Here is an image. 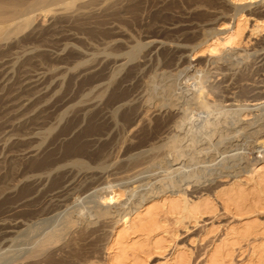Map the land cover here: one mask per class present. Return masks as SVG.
Wrapping results in <instances>:
<instances>
[{"label": "bare ground", "instance_id": "obj_1", "mask_svg": "<svg viewBox=\"0 0 264 264\" xmlns=\"http://www.w3.org/2000/svg\"><path fill=\"white\" fill-rule=\"evenodd\" d=\"M166 1L167 0H165V2ZM172 1H170L169 3L166 2V6L170 7L172 5L171 7H174V3H172ZM182 1L183 0H181V2ZM184 1L188 3V8L186 7V5L185 7L187 10L184 12L185 15L178 16V18L181 19L182 22L185 21L190 22L192 24L191 21H198L197 23L206 22L217 25L220 24L221 27L223 26L222 30H216L215 32L213 31L210 38H204L205 40L202 39L203 41L200 44H205V49H207L211 54L219 52L215 58L218 59L217 70H219L220 74L224 76V71L227 70L229 67H233V77L237 81H235L236 86L240 90H242H239V92H243L241 97H243L244 94L245 98H243V100H241V97V99L238 98L239 95L237 97L238 100L237 98L235 99V96L232 97L231 100H236L237 102H239V104L229 103L232 107L235 105V108L237 109H231V111L230 109L225 108L227 111L230 110L229 112L231 114H229V112L225 110L226 113L229 115H232V113L235 112L237 113L236 118H233V115L235 117L236 114L232 115L233 119L229 117V120L230 118L233 120H231L230 122L236 125L235 123L241 122V116L251 115V113L245 114L247 108L251 111L254 109V116L252 120L249 118L250 120H248L243 126L238 123V127L241 126L244 130L245 128L248 129V133L245 132L246 134H248L246 135L248 136V139L249 136L253 138L252 141L250 140L251 145L248 143L250 145L251 153L246 152L248 154L247 156L244 155L245 157L242 156L240 159H235V163H231L232 165L228 164L227 166H223L224 163H222V160L221 163L223 165L221 164L222 166L220 168L218 167V169L212 173V176L209 177L208 175V178L206 175L207 178L204 177L205 179L203 180L202 175L205 174H189L187 171L184 170L186 168V161H188L189 159L193 161L192 159H196V157L199 158L200 156L201 158L202 154H208L211 149L206 152L207 146L213 145V143L210 144L209 140H207L209 144H206L207 146L205 145L206 147H203L204 144L201 143L203 145H200V142L198 143V140L196 141L195 136L193 138L191 137L193 135H188V130H186V128L184 127L187 119V112L191 109L190 104H194L197 109L206 112V114H210V112H213L211 111L212 109H210V107L218 106L214 105V103L213 105H211L212 102L210 104L208 100H206V90H208V87L205 86L206 89L204 88V82L207 80L208 77L204 75V73L203 75L201 74L199 76L192 74V77H194L193 81L195 85L193 87H195L196 90L195 93H193L194 95H192V98L190 97L193 100V103L187 101L186 99V101L182 100L183 102L179 103V106H177L180 100L178 96H176V93L174 91V82L171 84L169 83L168 85H164L162 90L160 89V86L159 90L161 91V93L159 92L160 94H158V96H155V98H153V96H148L147 99L145 97V100L143 102L140 100L141 103L137 102V100L139 99L136 100V98L130 95V86H126L128 88L127 89L119 86V84H115L116 86L112 87L107 98L105 97L104 100L103 97L107 95L108 90L106 88H99L98 86H96L98 88L92 89V91L90 90V93H88L87 96L89 100L86 101L87 103H85V105L77 104L76 109L72 113V117L70 119L67 118V121L61 126V128H59L60 130L57 133H53V124H45L47 116L45 113L47 112L48 114V111L44 109L46 111L45 112L42 109V129L40 130L41 132H38L35 137V146L30 147V145V148H28L27 146V149L25 148L21 151L26 154H32L33 156L37 152V149L42 145V156H33V159L31 157L32 160L29 165L31 166L30 170L32 171L30 173L29 171H27L28 173L24 177L21 175L22 178H18L17 180L14 179L16 181H12L14 182L13 184H11L12 182L10 180L11 177H13L10 175H13V173L9 175L10 184L7 183V180L9 178L8 174L0 173V196L2 197L0 198L3 199L4 197L5 203H3L6 204L18 201V204H14L15 206H11L9 209H7V212H5V217L0 218V245L2 243L7 242L8 240H11L14 234L16 235V233H20L27 227L30 228V226H32V223L34 222V218H37L44 222V224L42 225V229L39 230V236L37 235L38 237H35L38 239H34L35 241L33 242V246H31L32 248L29 251L27 250L28 252L26 251L27 253L23 257L19 258L20 262L17 261L13 264H25L24 260L29 259L33 261L36 259H42V264H146L147 260L151 258V255H163L167 251L168 247H170L168 256L165 258V261L161 264H264V218L263 220L259 218V214H262L264 217V163L261 165L258 164L260 162V159L264 161V78L260 77L261 79H259V81H256L257 83L252 80L253 82H255V84L251 83L252 87L249 86L250 84L246 86V83L243 84V82H238L247 79L246 75L252 72H245L248 66L249 68L255 66V69L259 70L258 74L262 76L260 74L262 73V71L260 72V70H263L264 72V55H261L262 52L260 54V50L251 51L252 53H247L244 50V52L241 53L235 49L236 46L242 43L244 29H246V22L248 21L246 15L244 14L246 11L248 15L255 16L254 28H256V30H262L264 28V23L261 22L264 18V3L262 5L252 7V1H249V3L245 4L244 0ZM159 2L160 1H158V3ZM177 2L175 4H177ZM237 2L244 3V5H238ZM139 3L140 0H0V54L6 53V49H4L3 47L9 42V40L17 36L18 33H20L22 30L31 25L33 19L36 17V13L34 12V14L32 13V11L40 9L41 7L43 8V6L46 7L48 4H56L57 6L55 8H48V6L47 9L44 8V15L45 13L55 14L57 15L58 19L65 21V23H72L71 26H75L78 29H82V31L87 30L86 33L89 31L91 36H96L110 33V27L109 29H107V23L104 22L105 20L103 21L100 18L104 17L105 19V17L107 18V16H109L116 19L119 17V9L122 8L126 10L129 9L128 11H132L133 13L135 12L137 5L142 4V2L140 4ZM154 5L156 10L157 4ZM42 8L41 11L43 10ZM176 9L174 11H176ZM170 12L172 11L170 10ZM120 15H122V13ZM159 15H161V13ZM171 17H173L172 14L169 18ZM174 17L176 18V16ZM175 18L172 20H175ZM165 19H167V17H164V20ZM108 20L111 21L112 19ZM116 21L119 20L116 19ZM95 23L96 27L93 26V24ZM103 24H105L106 26ZM101 25H103L104 27H101ZM180 28H182V26ZM209 30L211 29H208L206 32H208ZM202 32H204V30ZM89 33L87 34L89 35ZM195 34L193 35L195 36ZM103 35L102 37H104ZM168 36L169 35H167V37ZM159 47L161 48L162 46ZM133 48L135 52V50L139 48V45ZM259 48L260 47H258L257 49ZM183 50L184 49H181V51ZM105 51H108V49ZM101 52L103 53V51ZM134 52L129 53L128 57L131 58L133 56H136L137 54L135 55L136 52ZM110 55L111 53L108 56ZM116 56L118 55L116 54ZM175 58L177 60V57ZM168 59H165L166 62L168 61ZM111 60H109V62ZM141 60L142 58L140 59V61ZM170 60L172 59L170 58ZM209 60L211 61V59ZM138 61L137 63H139ZM117 62L119 63V59L116 60V62H114L113 64ZM169 62H167L168 65H171L169 64ZM132 65L135 67L134 64ZM203 65H205V63ZM129 69H126L127 72ZM136 72H138V70ZM169 73L170 72H168V74ZM126 74L128 75L129 73ZM108 75L111 76V73ZM108 75L106 79L110 77ZM227 75L229 74H226V76ZM112 77L113 75L110 78ZM119 77L122 78L121 76ZM118 82L120 83V80ZM232 84L234 85V83ZM154 85L155 87L157 86L156 83ZM99 86H101V84ZM140 88L142 89V87ZM213 89L214 87H211L210 91ZM217 89L218 86L216 88V91ZM237 91H235V93H237ZM137 93L138 92H136V95H138ZM248 101H250L251 103H242ZM80 102L83 101L81 100ZM222 113L217 114V116L222 115ZM225 115L226 114L223 113V116L225 118L223 120H226L227 115L226 117ZM203 116L205 115L203 114ZM212 116V118L209 116L207 118H211L214 120H209L205 118L204 123V125H206L208 129H212L211 131H215L216 129H218L220 123L223 126L222 122H224V124L227 121L229 122V120H220L219 116L218 118H214V115ZM217 116L215 115V117ZM82 118L85 120L84 126H81V129L74 131L71 135L68 136V134L73 130V128L75 129L80 124ZM189 119L190 118H188V120ZM51 121L52 120H50V122ZM201 121L204 122V120ZM201 124L203 125V123ZM229 125L227 127H229ZM231 127H233V125H231ZM201 129L202 128H200V130ZM228 129L230 130V128ZM231 129L233 130V128ZM196 130L198 129L196 128ZM219 130L221 129L219 128ZM237 131H239L240 133L242 129L241 131ZM207 132L209 131L207 130ZM233 132L234 131H232L231 133ZM214 133L215 132H213V134ZM219 133L221 132L219 131ZM222 133H224V131H222ZM228 133L229 134H226L225 131L226 138L228 135H230V132ZM234 136H237L236 133ZM230 137L227 138V140L229 139L228 141H231ZM223 138L225 140V137ZM20 140L17 141H20L21 143L25 142L24 139ZM217 140L216 141L218 143L220 140ZM196 142L198 144H196ZM11 145L12 146H9L10 151H7L10 152V154L12 151L11 148L17 146L19 147L18 144ZM213 146L217 147L215 144ZM215 147L212 148V154L215 151ZM237 152H235L234 154L232 153L231 155L234 156ZM257 152H260L261 154L257 156L254 155V153ZM238 153L243 154L244 152ZM239 154L236 155L240 157ZM210 156L206 157H208L210 160L214 159L215 161L216 158L212 156L210 158ZM226 157L228 156L226 155ZM224 159L226 160V158ZM231 160L234 159L231 157ZM191 161L189 163L192 164ZM214 161H212V164ZM3 162L4 161L0 160V168L3 165ZM209 162H207L208 164L206 165H209ZM13 163L15 164V162ZM217 163L220 162H218L217 160L216 164ZM197 164L199 165L200 163ZM192 165L194 167L196 166L195 163ZM198 165L196 166L197 170ZM249 165H253V167L251 168L249 167ZM202 167H205V164ZM189 168L187 166V169ZM201 168H199V170ZM193 169L195 170L196 168ZM204 169L205 168H202V170L206 172ZM197 170V173L200 172ZM208 170H210V168ZM207 173L210 174V172ZM14 177H16L15 174ZM228 177L231 182L227 188H219L212 192L213 189L219 186V178L224 179ZM41 189L42 194L40 195H42V197H38L40 199L42 198V207H37L38 209L32 208L30 206V208H21L24 204L21 206L20 203L31 200L34 194L33 192H39ZM84 194L85 198L88 197V201L86 202L87 204H84V211L81 213H78V211L77 213H72L74 212L72 210V212H68L69 210L67 208L71 207V205L75 204L76 202L78 203V201L83 198L82 196ZM38 197L36 198L38 199ZM37 199H35L34 197L35 201ZM36 202H33V204ZM2 205H0V207ZM66 209L68 210L66 211L67 213L65 212ZM4 211H6V209ZM37 211L38 213H36ZM18 214H22L26 219L18 217ZM224 214L229 215L230 220H228L222 226L220 232L221 234L216 233L215 235L208 237L210 236L209 234L213 230L207 228V225L204 224V218L208 216L217 218ZM17 217L20 219H18ZM190 224L192 227L196 226V224H200L198 231V244L195 247V251L194 249L187 247L186 244L180 245L176 241V237L178 236L176 233L177 228L179 226H183L185 229L188 230L190 228ZM77 235L79 237L80 235H86L85 238L88 240L86 241L89 243L90 248H87L85 251H79V245L78 249L73 248V250L71 242L75 241V238L72 241L71 239ZM77 239L78 238H76V240ZM97 242H104L103 246L106 250V256L101 262L99 260L93 259V256L95 255L96 257V255L98 254H93L95 253V250H97V244L95 245V243ZM56 243H58V246L55 248ZM88 243H86L87 246H89ZM72 245L75 247L73 243ZM76 250H78L79 252ZM80 250H82V248H80ZM245 252L247 253L245 258L240 259V256H242ZM235 253L236 256H239L238 259H236V256L234 255ZM102 256L104 257V255ZM5 259H0V264H6Z\"/></svg>", "mask_w": 264, "mask_h": 264}, {"label": "rangeland", "instance_id": "obj_2", "mask_svg": "<svg viewBox=\"0 0 264 264\" xmlns=\"http://www.w3.org/2000/svg\"><path fill=\"white\" fill-rule=\"evenodd\" d=\"M149 1H150V3H149ZM149 1L148 0H140V3L142 2V4L139 3L140 5H137L136 10L133 13H132V11H128L129 9H127V10L123 9V8L119 9V12H120L119 15H118L119 17L116 18L119 21H116L115 18H112V17H109V16H107V18L110 19V20L112 19L111 21H109L106 17H105V19H104V17L100 18L103 21L105 20L104 22L107 23V26L105 24H103L106 27H108L107 29H109V27H110V29H109L110 33H107V34H104V35L102 34L104 37H102V35H96V36L92 35L91 36L89 31L87 32V33H89V35H88L86 33L87 30L82 31V29H78L75 26H71L72 23H69V22L65 23V21H62L61 19H58L57 15H55V14H50V13L46 14L45 13V15H44V11H45V9H47V6H48V8H55L57 6L56 4H48L46 7L45 6H43V8L41 7L43 9L42 10L43 12L41 11V8L32 11V13H34V12L36 13V14L34 13L36 17L33 19L31 25L29 27L25 28L24 30H22L20 33H18L17 36H15L11 40H9V42L3 47L4 49H6V53L0 54V160L4 161V162L2 163L3 165L0 168V173L1 174H3V173L4 174H8L9 178L7 180V183L10 184V181H9L10 176L14 177V174H15L16 177H14V178L11 177V179H10L11 182L12 181L15 182L18 178H22V176L24 177L25 175H27V173H28L27 171H29V173H30L32 170H30L31 166L29 165V163H31V160L33 159V156L34 157H41L42 156V145L37 149V152L33 156H32V154H26V153L21 152L27 146H28V148L35 146V139H36L35 137H36L38 132H41L40 130L42 129V109L43 110L44 109L47 110L48 114L44 110L46 112L45 114L47 116L49 115L48 117L46 116L45 124L46 123H47L46 125L53 124V126H54L53 133H57L60 130L59 128H61V126L67 121V118L70 119L72 117V115H73L72 113L76 109L77 104L85 105V103H87L86 101L89 100L87 95H88V93H90V90L92 91V89H96L98 87L99 88L103 87V88H106L108 90L107 91V95H105L103 97V100H104L105 97L107 98V96H108L109 92L111 91L112 87H115L117 84H119V86H121L123 88H127V87L130 86L129 87L130 95L132 97L136 98V100L139 99V100H137V102L141 103V101L143 102L145 100V97L147 99L148 96H153V98H155V96H158V94L161 93V91L159 90L160 86H161L160 89L162 90L164 85H168L169 83L171 84V83L174 82L175 83V87H174L175 90L174 91L176 93V96H178V98L180 100L178 102V105H177V106H179V103H182L183 101H186V99H187V101L193 103V100L191 98H192V95H194L193 93H195L196 90H195V87H193L195 85H194V81H193L194 77H192V74H194L196 76L197 75L199 76L201 74L203 75V73H204V75H206L208 77L207 80L204 82V88H205V86L208 87V90H206L207 94L205 93L207 95V96L205 95L206 96V100H208V102L210 104L212 102L211 105H213V103H214V105H218L217 107H215V106L214 107L213 106L210 107V109H212L211 111H213V112L217 111L218 112L221 109L218 113L217 112L216 113L217 114H221L222 111H223V113L227 115V117L225 115L226 120H229V117L232 118L233 114H236L235 117L233 115V118L237 117V113L236 112L232 113V115H229V114H231L229 112L231 109H237V108H235V105L232 107L230 104L231 103L232 104H239V102H237L236 100L234 101V100H231V99H232L233 96H235V99H236L238 97V95H239L238 98H240L242 96L243 92H239L240 89L236 86V82L237 81L233 77L234 76L233 75V72H234L233 67H229L227 70H225L224 71V73H225L224 76L222 74H220L219 70H217V60L218 59L215 58L219 52H215V54L214 53L211 54L207 49H205V44H200L206 38L207 39L210 38V36L213 33V31L215 32L216 30H222L223 26L221 27L220 24L217 25V24L206 23V22L197 23L198 21L197 22L191 21L193 25L190 22H185L184 20H183L184 22H182L181 19L178 18V16L185 15L184 12L187 10L186 7L188 8V3L186 1H184V0L182 1L184 3H182L181 0L180 1L178 0V2H177V0H173V1L172 0H167L166 1L167 3L172 1V3H174L173 6L175 8L171 7L172 5L170 7L166 6L167 3L165 2V0H157V2H156V0H153V1L149 0ZM158 1H160V2L158 3ZM175 1L177 2L178 5L175 4L176 3ZM244 1H245V4L249 3V1H252L253 2L252 7L258 6V5H262L264 3V0H244ZM185 2H186V4H185ZM241 2H237L238 5H244V3H241ZM152 3H153V5H152ZM145 4H147V5H145ZM150 4H151V6H150ZM154 4H157L156 5V10H155V5ZM179 4H180V6H179ZM151 7H152V9H151ZM166 7H167V9H166ZM124 8H126V7H124ZM169 8H171V9H169ZM175 9H176L177 12L174 11ZM153 10H154V12H153ZM170 10L172 12H170ZM164 11L167 12L168 14L165 13ZM159 12L161 13V15H159L160 14ZM39 13H41V14H39ZM121 13H122V15H120ZM154 13L156 15H159L160 17L156 16ZM169 13H170V15H169ZM173 13H175V14H173ZM171 14H172L173 17L169 18L171 16ZM244 14L246 15V17L248 19V21L246 22V29H244V33H243V37H242V43L238 45L239 47L236 46L235 49L237 51L241 52V53H243L244 50L247 53H252L251 51H255V50L259 51L260 50L259 51L260 54L262 52L261 55H264L263 54L264 53V49H263L264 48V45H263L264 44L263 43L264 42V28L262 30H259V29L256 30V28H254L255 27L254 26L255 25L254 24L255 23V20H254L255 16L248 15L247 11ZM54 16H56V17H54ZM174 16H176V18ZM164 17H167V19L164 20ZM131 18H132V20H131ZM174 18H175L176 22H175V20H172ZM170 19H171V21H170ZM119 22H120V24H119ZM177 22H179V23H177ZM180 22H182V23H180ZM261 22L264 23V18H263V20ZM110 23H111V25H110ZM116 24H118V25H116ZM64 25L65 26L67 25L69 27H67V26L65 27ZM103 25H101V27H104ZM93 26L96 27V23L93 24ZM181 26H182V28H180ZM193 26H195V27H193ZM73 27H75V28H73ZM168 27H169V29H168ZM197 27H198V29H197ZM188 28H189V30H188ZM207 28L211 29V30L206 32L208 30ZM166 29H168L169 31L171 30L172 32L171 31L170 32L172 34ZM185 29H187V30H185ZM165 30H166V32H165ZM178 30H180V31H178ZM203 30H204L205 34H204V32H202ZM81 31H82V33H81ZM185 31L189 32V33H186ZM210 31H211V33H210ZM178 32H179V34H178ZM194 32L195 33L197 32L198 34L197 33L195 34ZM190 33H191V36L193 34H195V36L193 35L191 37ZM42 34H44V35H42ZM167 35H169V36L167 37ZM170 35H171V37H170ZM198 35H200V36H198ZM203 36H205V37H203ZM113 37L114 38L116 37V38L114 39ZM165 37H166V39H165ZM150 39H152L153 41L150 40ZM161 40H163V41H161ZM168 40H169L170 43L168 42ZM18 42H19V44H18ZM156 42L159 43V44H157ZM137 45H139V48L135 50V52H136L135 53L133 47H135ZM159 46H162V47L160 48ZM7 47H9V48H7ZM165 47L168 48V49H166ZM258 47H260V48L257 49ZM180 48L184 49L183 50L184 52L181 51ZM107 49H108V51H105ZM101 51H103V53ZM173 51H174V53H173ZM104 52L106 53V55H105ZM107 52H108V54H107ZM112 52H113V54H112ZM131 52H134L135 55L136 54L137 55L133 56L131 58L128 57V54L131 53ZM110 53H111V55L108 56ZM171 53H173V54H171ZM116 54L118 56H116ZM165 54H167V55H165ZM1 55H2V57H1ZM138 56L142 58L141 61H143V62L140 61L141 58H139ZM144 56H145L146 59L144 58ZM183 56H185V57H183ZM175 57H177V60H176ZM133 58H134V60H133ZM154 58H155V63H154ZM170 58L172 60H170ZM111 59H113L114 61L111 60ZM118 59H119V63L117 62L118 64L117 63L113 64ZM143 59H145V60H143ZM165 59L166 60L168 59L167 62H169V60H170L169 64H171V65H168V63L166 62ZM209 59H211V61ZM109 60L112 61V62L110 61L112 64L109 62ZM137 61L139 63H137ZM160 62H161L162 66L160 65ZM162 63L164 64V66H163ZM204 63H205V65H203ZM132 64H134L135 67ZM137 64H139V65H137ZM108 65H109V67H108ZM136 66H137L138 69L136 68ZM159 66H160V68H159ZM144 67H145V69H144ZM168 67H170V68H168ZM125 68L126 69L130 68V69L127 72V70ZM255 68H256L255 66L252 67V68H249V66H248V68L245 70V72H247V73L250 72V71H252V72H250V74L248 73L249 75L248 74L246 75L247 79H244V80L238 81V82L239 83L243 82V84L246 83L245 84L246 86H248V84H250L249 86H251V83L255 84L256 81H259V79H261L260 77L264 78L263 77L264 76L263 70H260V72L262 71V73H260L262 76H260L258 74L259 70L255 69ZM107 70H109V71H107ZM137 70H138V72H136ZM124 72L129 73V74L127 75ZM168 72H170V73L168 74ZM110 73H111V76L113 75L112 78H110L111 76L108 75ZM130 73H133L134 75L130 74ZM122 74H123V76H122ZM226 74H229V75L226 76ZM107 75L110 76V77L106 79ZM124 75H125V77H124ZM119 76H121L122 78H120ZM117 78L118 79L120 78L119 79L120 83L118 82L119 80ZM162 78H164V79H162ZM222 78H224V79H222ZM212 79H213V81H212ZM94 80H95V82H94ZM136 80H138V81H136ZM143 80H144V82H143ZM149 80H150V82H149ZM153 80L156 81V82H154ZM252 80L255 81V82H253ZM34 81H35V83H34ZM145 81H146V83H145ZM136 82L137 83L139 82L140 84L139 83L137 84ZM209 82L211 84L213 83L212 86H211V84ZM155 83L157 84L156 87L154 85ZM232 83H234L236 88H235V86ZM23 84L25 85V87H24ZM100 84H101V86H99ZM146 84H148V85H146ZM137 85H138V87H137ZM219 85H220L221 88L219 87ZM26 86H27V88H26ZM96 86H98V87H96ZM210 86L214 87V89H213L214 91L213 90L210 91V89H211ZM217 86H218V89L216 91ZM140 87H142V89ZM209 87H210V89H209ZM135 89H137V90H135ZM139 89H140V91H139ZM221 89L222 90L224 89V90L222 91ZM237 89H238V91H237ZM135 91L138 92L137 93L138 95H136ZM235 91H237L238 94L235 93ZM240 91H242V90H240ZM231 92L233 93V95H232ZM211 93H212V95L213 94L214 95L212 96ZM143 96H144V98H143ZM224 96H225V98H224ZM238 98H237V100H238ZM241 98H240L241 100H243V98H245L244 94H243V97H241ZM79 100L80 101L82 100L84 103L80 102ZM216 102L219 103L220 105L217 104ZM249 102L250 101L242 102V103L243 104H245V103L248 104ZM190 105H191V109H190V106H189L190 110H188V112H187V119H186L187 123L185 122L186 126L184 125L186 130H188V132H187L188 135L189 134L193 135V136H191L193 138L195 136L196 141L198 140V143L200 142L199 143L200 145L204 144L203 147H206L209 144V142H210V144L213 143V145L215 144L218 148L213 146V145H211V146L208 145L209 147L207 146L206 152L211 149L209 151L210 153L208 152L209 155L207 153L206 154H202L201 158H200V156H199V158L196 157L197 160L194 158V159H192L193 161H191L189 159L188 161H186V165H185L186 168L184 169L185 171H187L189 174H201V175L205 174V175H202L203 176L202 180H203V179L207 178L208 175H209V177L212 176V173L215 170H217L218 167L220 168L223 165L222 163H224L223 166H225V165L227 166L228 164L232 165V164L235 163V159L236 160L240 159L244 155L247 156L248 152L251 153V150H250L251 142H250V140L252 141L253 138L251 136H249V139H248V136H246L248 134L245 133V132H247L248 129L245 128V130H244L241 126L245 125V123L248 120H250V119L252 120L253 119L254 109L252 111L249 109L250 110L249 111L248 108H247V111L245 112V114H250L251 113V115H245L244 114L245 116H241L242 118L240 117L242 120H240L241 122H238L239 124H241V126H239V127L244 132H242L241 129L238 127V125H239L238 123H235L236 125H234V124H232L230 122L233 118L232 119L230 118L229 122L228 121L225 122V124H226L225 125L224 122H222V121H226V120H223V119H225L224 116H223V113L220 116L218 115L220 117L219 119L222 120L221 122L223 123V126L220 123L221 125L219 124L218 129H216L215 131L214 130L211 131L212 129H210V128L208 129V127L206 125H204L205 118L209 119V120H214V119H211L213 117L212 115H214V118H218L217 114L215 112L214 113L210 112V114H208V113L206 114V112H203L202 110L197 109V107L194 104L193 105L190 104ZM70 106H71V108H70ZM225 108L226 109H230V110L227 111ZM193 109H194V111H193ZM225 110L227 112H229V114H227ZM49 112H51V113H49ZM203 114L205 116H203ZM55 115H56V117H55ZM207 115L209 117H211V116L212 117L211 118H207L208 117ZM215 115L217 117H215ZM155 116H158V115H155ZM188 118H190V119L188 120ZM36 119H37V121H36ZM191 119H192V121H191ZM50 120H52V121L50 122ZM201 120H204V122L201 121ZM31 121H33V122H31ZM201 123H203L204 126ZM84 124H85V120L82 118V120L80 121V124L75 129L73 128V130L68 134V136L71 135L74 131L81 129L82 128L81 126H84ZM227 124L228 125L230 124L229 127H227L228 126ZM231 125H233V127H231ZM225 127H227V128H225ZM196 128L198 130H196ZM200 128H202L201 130L205 129L206 131L205 130L201 131ZM219 128L222 131H224V133H222V131L219 130ZM228 128H230V130ZM231 128H233V130ZM207 130L209 132L210 131L211 132L209 133V132H207ZM235 130H236V132H235ZM237 130H240L242 133L241 132L239 133V131H237ZM219 131L221 133H219ZM225 131H226V134H229L228 132H230V135H228V136L232 137V139L230 137L231 141H228L229 139L227 140V138H229V137L227 136V138H226ZM232 131H234L233 132L234 135L236 133L237 136H234L233 133H231ZM213 132H215L216 135H215V133L213 134ZM243 133H245V134H243ZM218 134L220 135V138L222 136L225 137L226 141L224 140L223 137L220 139ZM20 139H24L25 142L21 143L20 141H22V140H20ZM217 139H219L220 140L219 142H221V143H219V142L217 143V141H218ZM17 140H20V141H17ZM204 140H206V141H204ZM207 140H209V142ZM29 142H30V144H29ZM205 142H208V143H205ZM19 143H21L22 145L19 144ZM198 143L196 142V144H198ZM201 143H203V144H201ZM11 144H13V145L14 144H18L19 147L17 146V147L11 148L12 151H11V154H10V152H7V151H10L9 146H12ZM230 145L232 146V149H231ZM234 145H236V146H234ZM23 146H24V148H23ZM212 146L215 147V151L213 152L214 156L211 153V151H213V149H212L213 147ZM237 148H239V149H237ZM237 151L240 152V153H242V152H244V153L243 154H239ZM235 152H237L236 154H239L240 157L237 156L236 154L234 156L231 155L232 153L234 154ZM37 153H38V155H37ZM220 154H221V156H220ZM260 154H261L260 152L254 153V155H256V156L260 155ZM210 155L212 157L216 158L215 161H214V159L210 160L208 158ZM226 155L228 157H226ZM17 156H19V157H17ZM206 156H208V157H206ZM211 156H210V158H211ZM31 157H32V159H31ZM231 157L234 160H231ZM234 157H236V158H234ZM220 158H223V159H220ZM224 158H226V160ZM198 159H199V161H198ZM208 159L210 160V162H209ZM200 160H201V162L204 161V162H202L203 164L200 162ZM217 160L220 163L216 164ZM224 160H225V162H224ZM229 160H231L232 162L229 161ZM5 161H7V162H5ZM190 161L192 162V164L195 163V165L197 163H200L199 165L197 164L198 165V170H197V167H196L197 165L194 167L191 163H189ZM196 161H197V163H196ZM205 161H206V163H205ZM212 161H214L213 162L214 165L212 164ZM221 161H222V163H221ZM13 162H15L16 166H15V164ZM207 162L210 163L209 164L210 167H209V165H206V164H208ZM263 163H264V161H262V159H260V162L258 164L261 165ZM204 164H205V167H202V166H204ZM187 166H188V168L189 167L190 168L187 169ZM211 166L212 167L214 166V167L212 168ZM254 166H256V165H254ZM201 167L205 168L204 170L206 172H204ZM249 167L252 168L253 165H249ZM11 168H12V170H11ZM193 168H196V169L194 170ZM199 168H201V169L199 170ZM209 168H210V170H208ZM196 170L200 171V172L197 173ZM207 172H210V174L207 173ZM11 173H13V175ZM206 175H207V177H206ZM14 179H16V180H14ZM219 179H220L219 180L220 182L217 181V182H219V186L216 187L215 189H213L212 192H214V190H217L219 188H227L230 185L231 181H230L229 177L228 178H224V179H221V178H219ZM14 182H12L11 184H13ZM39 192H33L34 193L33 194V198H31V200L26 201L27 203L26 202L20 203L21 206L23 204L25 205V206L23 205L21 208H30V207H32V208L38 209V208H40V206L42 207V198L41 199L39 198V197H42V195H40V194H42V189ZM35 193H36V195H35ZM37 193H38V195H37ZM34 197H35V199H37L36 197H38L39 200L37 199L36 200L37 202H36L34 200ZM82 197H81L82 199H80L81 201L79 200L80 202L78 201V203L77 202L75 203L77 205H75V204H73L74 206L71 205V207L67 208L69 211L66 209L65 212L66 211H68V212L74 211L72 213H77V211H78V213L83 212L84 211L83 208L85 207L84 204H87L86 202L88 201V197L85 198V194ZM90 199H92V198H90ZM4 200H5L4 197H3V199L0 200V205L3 204L1 206L2 208L0 207L1 208L0 209V218L5 217V214H6L5 212H7V209H9L11 206H15L16 204H18V201H16L17 203L13 202V203L4 204L5 203ZM84 200H86V201H84ZM33 202H36V203L33 204ZM7 205H9V206H7ZM26 205H28V206H26ZM79 206H81V207H79ZM5 209H6V211H4ZM1 211L4 212V213H2ZM38 211L36 213H38ZM259 216H260L259 218L261 220H263V218H264L263 215L259 214ZM18 217H20L22 219H26L22 214L21 215L18 214ZM20 218H18V219H20ZM204 219H205L204 220V224L207 225V228L210 229V230H213L209 234L210 236H208V237H211V236L215 235L216 233L221 234L220 232H221L222 226L228 220H230L229 215H225V214L221 215L220 217H217V218L212 217V216H208V217H206ZM33 220H34V222L32 223V226H30V228L27 227V228H25L26 230L24 229L20 233H18V234L16 233L17 236L14 234V236H13V238L11 240H8L7 242L2 243L1 244L2 246L0 245V259H3V258L5 259L6 258L5 259L6 260V264H13V263H15L17 261L20 262L19 258L23 257L32 248L31 246H33V242L35 241L34 239H38V238H35V237L39 236L38 235L39 232H40L39 230L42 229V225L44 224V222H42L41 220H39L37 218H34ZM35 220L36 221L39 220V221H37L38 224L36 223ZM200 224H201V222H200ZM200 224H196V226H194V227H192L191 224H190L189 225L190 228L188 230L185 229L183 226H179L177 228V231H176V233L178 235L176 237V241L180 245L186 244L187 247H189L191 249H194V251H195V247L198 244L197 241H198V231H199V225ZM77 236H75V237H73L71 239V241H72L75 238V241L71 242L72 249L73 248L74 249L75 248L78 249L79 245H80V248H82V250H80V248H79V251H83V250L85 251L87 248H90V245L87 242L88 240L85 238L86 235H83L84 237L82 235H80V237L79 236L77 237ZM76 238H78V239L76 240ZM74 242L77 243V244H75ZM58 243H56L55 248L58 246L57 245ZM72 243L75 245V247L72 245ZM86 243H88L89 246H87ZM103 243L104 242L95 243V245L97 244V247H96L97 250H95V253H93V254H97L98 253L96 255V257H95V255L93 256V259L99 260L100 262L102 260H104V258L106 256V252H105L106 250H105V248L103 246L104 245ZM93 248H94V244H93ZM169 248L170 247L167 248V251L163 255H158V254L151 255V258H149V260H147L146 264H161V263H163L165 261V258L168 256V253L170 251ZM76 251H78V250H76ZM246 254L247 253L245 252L242 256H240V259H244ZM102 255H104V257ZM234 255L236 256V253ZM238 258H239V256H236V259H238ZM39 259H41V258H39ZM36 260L33 261V260L29 259V260H24V261H25V264L26 263L27 264L28 263H30V264H42V259L41 260H37L38 263H37ZM40 261H41V263H40ZM34 262H36V263H34Z\"/></svg>", "mask_w": 264, "mask_h": 264}]
</instances>
